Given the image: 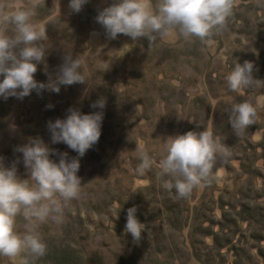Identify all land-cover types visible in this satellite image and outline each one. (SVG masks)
<instances>
[{"label": "trees", "instance_id": "16d2710c", "mask_svg": "<svg viewBox=\"0 0 264 264\" xmlns=\"http://www.w3.org/2000/svg\"><path fill=\"white\" fill-rule=\"evenodd\" d=\"M17 1L21 0L13 3ZM51 2L41 0L37 19L48 14ZM115 2L89 0L79 13H71L92 27L94 36H101L100 41L107 46L100 50L97 44L90 47L89 52H97L101 64L94 68L93 87L79 83L61 86L58 95L67 101L48 107L60 115L59 119H65L70 108L83 114L103 111L98 143L79 157L65 143L53 144L50 132L32 134L60 153L67 152L69 161L80 159V196L63 208L58 221L38 225L36 231L47 244L44 257L36 259L27 253L14 258L0 256V264H264V124H259V120L264 122V110L260 113L259 106L257 122L238 136L226 110L245 100L264 99V25L256 21L263 14L256 11L254 18L251 5L236 0L225 28L209 42L197 37L185 39L173 30L176 44L168 45L158 38L150 46L147 38L133 41L123 34L116 39L107 36L96 17L100 9ZM21 3L22 8L30 6L29 0ZM150 3L154 8L158 0ZM43 22L55 23L50 19ZM9 28L1 30L7 34ZM125 40L133 46L125 45ZM211 50L216 51L212 54ZM81 60L82 66L91 62ZM245 61L254 63L253 77L261 82L257 87L232 92L226 77L236 62ZM54 63L60 64L47 52L35 79L42 82L41 68L45 65L57 74ZM88 76L86 73L87 81ZM45 91L38 94L33 90L23 100H40ZM101 97L106 99V107L92 108ZM9 100L13 97H0L5 106ZM81 100L83 105L76 107ZM206 128L220 137L231 154L218 160L211 183H202L189 197L179 198L174 188L166 187L171 178L159 175V160L166 155L169 137ZM107 141L122 152H98ZM137 146L146 148L156 161L143 175L123 167L126 162L137 168L136 150H123ZM50 158L60 159L55 154ZM109 158L117 160L116 166L103 174L99 170L95 178L88 163L99 164ZM25 179H30V173ZM134 206L138 220L145 224L139 242L125 232L128 209ZM18 223H22V233L26 221L21 216Z\"/></svg>", "mask_w": 264, "mask_h": 264}, {"label": "clouds", "instance_id": "9594fccd", "mask_svg": "<svg viewBox=\"0 0 264 264\" xmlns=\"http://www.w3.org/2000/svg\"><path fill=\"white\" fill-rule=\"evenodd\" d=\"M88 2L70 0L69 9L79 13ZM40 3L41 0H29L27 8H0V29L11 26V34L0 31V97L4 100H23L33 90L38 94L44 90L59 93L61 86L87 84L86 73L81 71V57H73L71 52L65 55L55 78L49 76L47 83L35 79L38 64L45 62L48 51L46 27L33 20ZM235 4L236 0H158L153 8L150 0H116L98 11L96 22L110 39L120 34L133 41L147 38L151 46L158 38L164 39L178 30L185 39L197 37L201 42H209L225 28ZM254 67L252 61L236 62L226 77L230 91L239 93L259 86L261 81L253 77ZM261 103L264 101L249 99L226 109L237 136L257 122ZM91 107L104 109L106 99L101 97ZM68 113L65 119L48 122L52 143H65L83 157L101 137L103 111L83 114L70 108ZM165 148L166 155L159 160V175L171 178L166 187L174 188L179 198L189 197L202 183H211L218 160L231 154L209 128L169 137ZM15 151L23 154L30 179L17 175L20 158L12 167L5 166L0 158V256L14 258L27 253L38 259L47 254V244L36 231L38 225L58 221L63 208L80 196V159L73 157L69 161L67 152L51 148L41 137H30ZM54 154L60 157L59 162L50 158ZM136 156L140 161L136 171L140 175L156 163L143 147L137 146ZM137 210L135 206L128 209L125 226V232L135 242L142 239L145 228L136 216ZM21 216L26 221L23 233L17 230V218Z\"/></svg>", "mask_w": 264, "mask_h": 264}, {"label": "rangeland", "instance_id": "374dc122", "mask_svg": "<svg viewBox=\"0 0 264 264\" xmlns=\"http://www.w3.org/2000/svg\"><path fill=\"white\" fill-rule=\"evenodd\" d=\"M14 0H0V8L5 5H12L15 8H22L24 6L21 1H17L15 4ZM28 1V0H26ZM251 5V13L254 14V18L256 11H260L262 15L260 18H257L256 21L259 23H263L264 25V0H245ZM48 14L42 17V19H37L33 17L34 22L40 24L41 26L46 27L47 35H48V54L51 59L56 60V62L60 64L54 63V69L59 71L60 66L64 63V57L68 52H71L73 57L80 56L81 59H88L91 62H85L82 66L81 71L88 73L90 80L87 81V84H90L88 87L91 89L92 85V74L95 71V67L99 64V57L97 52L90 53V47L92 45H96L99 47V50L103 48V45L107 46L106 43L100 41V39L95 37L94 33L91 31V28L87 27L85 21H78L74 18L73 14H71V10L69 9V1L68 0H52L51 4L47 7ZM40 9L36 11V15ZM97 8L95 7L92 10V13L95 14ZM54 20L55 23H47L44 25L43 20ZM50 22V21H49ZM43 23V24H41ZM60 23V24H59ZM10 26V25H9ZM0 31H2L0 29ZM11 28L8 29L7 34H10ZM5 32V31H4ZM6 33V32H5ZM77 38L73 39L71 36H76ZM72 38L73 40H70ZM175 37L170 35L164 39H161L166 44H176L173 42ZM171 42V43H170ZM133 46V42L129 43V40H125V45ZM97 50V48H96ZM216 50H211V53ZM118 57V56H116ZM93 62V63H92ZM52 66L45 65L41 68L42 82L47 83L49 76L53 78L56 77V73L49 70ZM3 77H0L2 80ZM62 89V88H61ZM56 94V96H53ZM60 95V94H59ZM58 95V93L50 92L48 90L45 91V94L42 96L40 100H34L33 98H28L27 100H20L13 97V100L8 101V106H5L3 101H0V126L2 127L0 132V158H3V163L7 167H12L13 163L17 161V175L21 179H25L27 175H29L28 170L26 169L23 160L22 153L16 152L15 148L17 146L28 143L30 137H33L32 134L35 132H39L40 134H48V122L51 120L59 119L60 115L53 112V108H48L49 105L57 104L60 101H67L68 98H62ZM261 101H264L262 99ZM83 105L82 100L76 104V107H81ZM58 108L60 105L57 106ZM264 110V103H261L259 107V112ZM62 113V112H61ZM53 121V122H54ZM259 124L263 125L264 122L259 120ZM262 133V132H261ZM62 146V145H61ZM135 148H125L123 150H136ZM58 149V148H53ZM109 150L114 151L115 153L122 152L119 147L115 146L112 142L106 143L105 146L100 147L97 151L101 150ZM146 149V148H145ZM116 161L114 158H109L102 160L99 164L97 163H88V167H92L95 171L93 174L95 178H98L99 170H102V174L105 170L113 169L116 166ZM123 167L127 170H135L133 166L129 163L123 162ZM131 175H134L131 174ZM21 217L17 218V230L19 231L20 225L22 223H18ZM24 232V229L22 233ZM7 259H5V263ZM192 264H198L193 262Z\"/></svg>", "mask_w": 264, "mask_h": 264}]
</instances>
